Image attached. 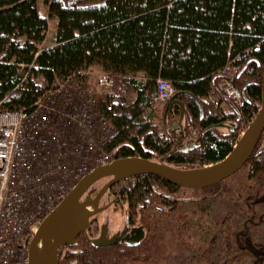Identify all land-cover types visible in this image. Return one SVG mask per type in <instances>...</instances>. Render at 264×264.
<instances>
[{"label":"trees","instance_id":"obj_1","mask_svg":"<svg viewBox=\"0 0 264 264\" xmlns=\"http://www.w3.org/2000/svg\"><path fill=\"white\" fill-rule=\"evenodd\" d=\"M44 1L47 15L40 14L38 0H0L4 110L30 109L70 76L88 87L96 67L114 76L112 89L97 96L98 111L113 131L106 150L114 159L162 158L181 169L223 160L257 114L264 0ZM49 17L58 19L57 37L43 47ZM237 58L241 69L231 80L243 102L223 106L209 94ZM159 78L175 85L186 107L178 146L179 135L165 120L179 117V106L170 111L150 100ZM220 124L226 127L210 129ZM263 147L264 134L249 161L210 191L152 175L126 180L115 192L116 203L146 231L142 243L95 247L80 234L67 253L60 249L59 264H264Z\"/></svg>","mask_w":264,"mask_h":264},{"label":"built area","instance_id":"obj_2","mask_svg":"<svg viewBox=\"0 0 264 264\" xmlns=\"http://www.w3.org/2000/svg\"><path fill=\"white\" fill-rule=\"evenodd\" d=\"M239 62L223 69L227 78L210 91V100L242 104L231 80ZM96 85L109 91L114 76L102 73ZM92 93L70 76L30 109L4 110L0 104V264H28L30 241L44 218L81 179L114 160L106 150L113 131ZM176 93L171 81L159 78L150 100L165 104Z\"/></svg>","mask_w":264,"mask_h":264},{"label":"water","instance_id":"obj_3","mask_svg":"<svg viewBox=\"0 0 264 264\" xmlns=\"http://www.w3.org/2000/svg\"><path fill=\"white\" fill-rule=\"evenodd\" d=\"M180 95L181 93H176L166 104L170 111L174 105L180 106L181 109L179 119L174 118L171 122L166 119L167 128L177 132L176 134H180L177 146L184 138V120L187 116L186 107L178 99ZM193 99L203 113L200 102L194 97ZM223 127L226 125H214L210 129ZM263 134L264 74L260 108L238 139L231 153L223 160L200 168L181 169L166 164L162 158L156 161L141 157H127L114 159L110 164L97 167L81 179L66 198L44 218L30 241L28 264H59L60 249L74 246L80 234H84L92 246H112L115 243V238L107 240L104 230L96 238L90 237L88 233L92 219L108 208L109 205H101V200L105 195H110L112 186L142 175L159 177L180 188L197 189L216 185L238 172L249 161ZM261 150L264 151V147ZM106 178L109 181L92 195L93 186ZM145 236L144 228L139 226L132 228L123 241L134 247L139 245Z\"/></svg>","mask_w":264,"mask_h":264},{"label":"rangeland","instance_id":"obj_4","mask_svg":"<svg viewBox=\"0 0 264 264\" xmlns=\"http://www.w3.org/2000/svg\"><path fill=\"white\" fill-rule=\"evenodd\" d=\"M38 9L41 15H47L48 14V8L47 5L45 4L44 0H38ZM57 31H58V19L55 17H49V30H48V34H47V38L45 40V42L43 43V47L44 46H51L55 43V39L57 37ZM103 72L100 71L98 68L94 67L89 71L88 74V88L96 95L98 96V94L103 93L104 91H101L97 85H96V81L97 78L100 76V74H102ZM92 93V94H93ZM160 106H164L163 104L158 105L156 107H160ZM158 161V160H156ZM105 182V180L100 181L97 185L98 186H102V184ZM124 185V182H121L117 185L114 186L113 188V192L115 193L118 189H120V187H122ZM218 188L217 184L210 186V187H206L205 189L207 190H211ZM127 217V214H125L124 209L122 207H118V206H112L111 208H109L107 211H105L104 213H102L101 215H99V217L97 218V220L95 221V223H93L90 233L93 237H98L100 234V230H101V226L102 224H105L107 222V218H109V222L111 224V230L112 232H115L116 230L121 229L122 225L125 222V219ZM137 223V222H135ZM64 252V250H63Z\"/></svg>","mask_w":264,"mask_h":264},{"label":"flooded vegetation","instance_id":"obj_5","mask_svg":"<svg viewBox=\"0 0 264 264\" xmlns=\"http://www.w3.org/2000/svg\"><path fill=\"white\" fill-rule=\"evenodd\" d=\"M105 180V182L102 184V186H98L97 184L102 181H98L92 188V195H94L98 190H100L108 181L109 179L106 178V179H103ZM125 182V181H124ZM119 184V183H118ZM117 185V184H116ZM115 186V185H114ZM114 186H112L110 188V195H105L104 198L101 200V205H109L108 208L106 210H104L102 213H104L105 211H107L109 208H111L112 206H117V203H116V195L115 193L112 191ZM102 213L98 214L96 217H94L92 219V223L88 229V233L90 235V237L92 238H96V237H93L90 233V230H91V227L93 225V223H95V221L97 220V218L99 217V215H101ZM111 224L109 222V218H107V222L105 224H102L101 226V230H100V234L99 236L101 235L102 231L104 230L105 231V237L107 240H112L115 238V243L112 244V246H130L129 244H127L126 242L123 241V239L127 236V234L130 233L131 229L132 228H135V227H139V226H142L139 222L137 223H134L130 217L127 215L126 219H125V222L124 224L122 225L121 229L119 230H116L115 232H112L111 230ZM146 232V231H145ZM85 236V235H84ZM98 236V237H99ZM146 237V236H145ZM86 238V237H85ZM87 240V239H86ZM142 243V242H141ZM140 243V244H141ZM139 244V245H140ZM68 251V247H64V253H67ZM61 257V256H60ZM69 264H77L73 261H70Z\"/></svg>","mask_w":264,"mask_h":264},{"label":"crops","instance_id":"obj_6","mask_svg":"<svg viewBox=\"0 0 264 264\" xmlns=\"http://www.w3.org/2000/svg\"><path fill=\"white\" fill-rule=\"evenodd\" d=\"M166 104L167 103H165V104H163V105H165V107H166ZM222 105L223 106H227L228 104H227V102L226 101H222ZM158 106V105H157ZM179 108H180V106H179ZM166 109H167V107H166ZM168 110V109H167ZM180 111H181V109H180ZM180 114H181V112H180ZM166 117L168 116V114L166 113V115H165ZM174 118H176V119H179L180 118V116L179 117H177L176 115H170V118L168 117L167 119H168V121L169 122H171ZM165 122H166V120H165ZM186 125V118H185V120H184V126ZM170 130V129H169ZM174 133H177V132H174ZM178 135H180L179 133H178Z\"/></svg>","mask_w":264,"mask_h":264},{"label":"bare ground","instance_id":"obj_7","mask_svg":"<svg viewBox=\"0 0 264 264\" xmlns=\"http://www.w3.org/2000/svg\"><path fill=\"white\" fill-rule=\"evenodd\" d=\"M261 105V104H260ZM22 109V108H21ZM255 113V112H254ZM257 113V112H256ZM186 144V143H185Z\"/></svg>","mask_w":264,"mask_h":264}]
</instances>
